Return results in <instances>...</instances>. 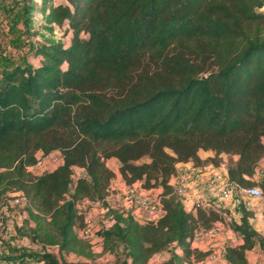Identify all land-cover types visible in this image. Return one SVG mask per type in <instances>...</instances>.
<instances>
[{"label":"trees","instance_id":"trees-1","mask_svg":"<svg viewBox=\"0 0 264 264\" xmlns=\"http://www.w3.org/2000/svg\"><path fill=\"white\" fill-rule=\"evenodd\" d=\"M38 3L39 29L56 27L67 42L41 41L31 49L35 64L0 73V203L19 194L32 217L50 219L51 233L33 230L32 240L40 234L76 251L87 220L77 204L88 201L111 217L97 235L111 250L124 248L116 264H150L167 250L165 264L201 261L210 252L192 247L195 235L216 224L242 239L225 249L227 264H250L256 247L264 252L243 203L238 219L223 207L187 210L169 184L179 163L219 166L235 156L228 181L264 192V180H253L264 157V0ZM53 152L61 153L57 168L28 171ZM111 161L127 186L162 189L159 219L141 224L108 205L117 177ZM75 168L86 177L74 181ZM40 262L91 264L50 254Z\"/></svg>","mask_w":264,"mask_h":264},{"label":"rangeland","instance_id":"rangeland-1","mask_svg":"<svg viewBox=\"0 0 264 264\" xmlns=\"http://www.w3.org/2000/svg\"><path fill=\"white\" fill-rule=\"evenodd\" d=\"M54 2H63V0H54ZM8 11L13 13L15 12V21H13V27L7 26L6 34L5 32H1L0 39L4 40L6 37V41L4 40L6 44L9 42L7 38L13 37L17 31L22 38H27L31 41L28 44H20L19 42H12V38L10 43L17 48L26 49L25 53L26 51L29 53L32 47L36 46V44L41 41L67 42V39H63L60 32L56 30V27H54V30L49 32L39 29L38 26L41 23L42 13L40 11L38 0H19ZM17 25H21L23 29L18 30V28L15 27ZM4 48L5 46L3 49ZM2 53L3 51L0 50V60L3 59L1 56ZM38 157L42 161L41 166L28 169V171L35 176H40L53 171L61 164L62 161L60 152H53L48 156L39 154ZM109 166L116 171L117 177L114 179L110 188L112 197L107 201L108 205L112 209L124 214H127L128 212L133 213L135 206L138 205V198L142 193L140 190L142 189L141 186L138 184L135 187L125 188L124 182L121 180L118 173V163L116 161H111ZM1 171L2 170L0 169V172ZM85 175L86 174L83 169L75 168L73 180L76 181L79 177H86ZM132 190L134 191V198L131 201H127L125 198L130 195ZM117 195L120 200L116 199ZM15 199H19V202L15 203L13 208H11L8 201H14ZM243 199L244 197L239 194L234 193L232 195L231 200L233 201L234 208L232 207L231 211L236 219H238L236 211L238 210L240 203L243 202ZM27 204V200L19 194H8L0 203V208H6L5 211L9 213L10 222L13 220V231L17 236L16 239L20 241L19 251L16 252V254L19 255L18 259L28 258L31 262L39 263L43 254L53 255L60 262H87L91 264H116L124 259L125 253L122 246L119 245L114 250H111L97 235L98 231L108 228L111 224V217L101 204L93 203L92 205H85L84 212L86 214V219L90 220L92 223V232L89 236L83 237L80 232L77 231L78 238L82 243L80 247L76 248V251L73 252L60 251L57 245L47 243L39 239L40 234L51 233L48 225L50 219L48 218L41 222L37 221L26 211ZM7 224L8 223L5 222L2 224L4 227L3 232L6 231ZM33 230H37L40 233L36 234V237L34 236L36 241H33L31 238V236L34 235ZM220 230L223 231V228L220 227ZM216 251L217 248H215V251H211L212 254L209 256L207 261L208 264H224V258L221 251ZM170 254L171 251L167 250L155 256L151 260L150 264H165ZM247 258L250 264H264V252L258 247L254 251L248 253Z\"/></svg>","mask_w":264,"mask_h":264},{"label":"crops","instance_id":"crops-1","mask_svg":"<svg viewBox=\"0 0 264 264\" xmlns=\"http://www.w3.org/2000/svg\"><path fill=\"white\" fill-rule=\"evenodd\" d=\"M18 1L19 0H0V29L2 33H7V26H14L13 21H15V12L13 13L8 10ZM15 27L18 28V30L23 29L21 25H17ZM12 38L13 40H11ZM7 39L9 40L7 44L5 43L6 37L4 38L5 41L3 39H0V48L2 47L0 50L3 51L1 55L3 59L0 60V73L5 67L8 66L10 67L21 64L33 65L38 61L37 58L33 57L31 51L29 53L26 51L25 53L26 49L17 48L10 43L11 40L12 42L26 44L31 41L30 39L22 38L18 31L13 37H9ZM4 46L5 48L3 49ZM199 155L204 159L207 157H212L213 153L201 151ZM263 159L264 157L261 159V161H263ZM236 160L237 157L235 156L230 158L224 156L223 161L219 166H213L209 164L203 167H194L192 163H179L177 165V174L170 179L169 184L174 188V190L182 189L184 191V197L182 198V200L187 210H191L196 202H200L202 207L204 208L223 207L232 210V207L234 208L233 201L220 198L217 194L216 189L219 182L222 183L225 180H228L227 170L230 166L229 162H235ZM214 180H217L216 183H214ZM253 180L258 183L263 181L256 174ZM138 184L127 186L124 183V187L131 188L135 187ZM139 185L141 186V184ZM140 190L142 192V195L148 194L153 197H160L162 194V189L146 190L142 188ZM111 197L112 195L110 192V195L107 197V201ZM118 198L119 197L117 195L116 199L120 200ZM242 203L244 204L246 210L252 212L253 214V217L250 221L254 230H256L259 234L264 235V198L253 199L244 197ZM13 206L14 204L10 205L11 208H13ZM5 209L6 208H0V264H14L17 261H21L26 264H43L41 262H31L30 260H28V258L18 259L19 255L16 254V252L19 251L20 241L16 239L17 236L12 227L13 220L12 222H10L9 213H7ZM132 214L139 223L144 224L148 221H156L157 219H159L163 215V210L160 207L157 210L150 211L142 209L138 205H136ZM232 216L234 217L233 213ZM3 221L5 223H8L7 229L4 232V227L2 226V224L4 223ZM220 227L223 228V231L220 230ZM241 244L242 239L239 234L235 233L233 230L223 224H216L210 231L198 232L195 235L192 247L202 252L209 251L210 255L212 254L211 251H215V248H217L216 252L221 251L224 258L225 249L227 247H236ZM210 255H208L201 261L194 262L193 264H208L207 261ZM224 264H227L225 258Z\"/></svg>","mask_w":264,"mask_h":264},{"label":"built area","instance_id":"built-area-1","mask_svg":"<svg viewBox=\"0 0 264 264\" xmlns=\"http://www.w3.org/2000/svg\"><path fill=\"white\" fill-rule=\"evenodd\" d=\"M0 38H1V29H0ZM42 161L39 159L37 164L35 167H39L41 166ZM31 167V168H33ZM256 175L264 180V159L263 161H261L257 168H256ZM217 180H214V183H216ZM177 195L180 198L184 197V191L182 189H177L175 190ZM217 194L220 198L224 199V200H231L232 199V195L235 194H239L243 197H249V198H253V199H262L264 198V192L262 191V189L259 186H252V187H246V188H242L240 186H238L237 184H233L230 183L228 180H225L224 182H219L218 187L216 189ZM134 191L132 190L130 192V195L128 197H126L125 199L127 201H131L134 197ZM10 205H13L15 203L19 202V199H15L14 201H8ZM89 204L92 205L93 203L88 202V201H83L81 203L77 204V209L79 212L81 213H85V205ZM138 205L140 208L145 209V210H150V211H154L157 210L161 207L160 204V197H153L151 195H140L138 198ZM196 205L202 206L200 202H196ZM92 232V223L90 222V220H86V224L85 227L80 231V234L83 237H87L91 234ZM14 264H26L24 262L21 261H17Z\"/></svg>","mask_w":264,"mask_h":264}]
</instances>
